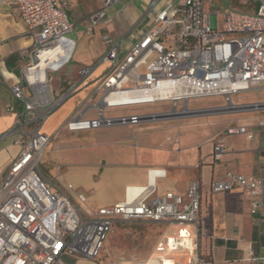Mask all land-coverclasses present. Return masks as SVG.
Listing matches in <instances>:
<instances>
[{
  "label": "built area",
  "instance_id": "built-area-1",
  "mask_svg": "<svg viewBox=\"0 0 264 264\" xmlns=\"http://www.w3.org/2000/svg\"><path fill=\"white\" fill-rule=\"evenodd\" d=\"M102 7L89 16L91 26L109 21V8L120 0H100ZM160 0H152L156 5ZM209 0H166L150 26L130 46L104 34L107 51L99 63L108 68L96 81L101 99L95 118H84L88 108L67 122L70 130L116 124H138L161 117H181L188 113L192 99L223 96L264 86V0L254 11L226 6L211 24L206 9ZM31 29L33 43L22 68V81L9 84L22 100L20 128L30 124L25 136L17 139L21 150L7 169L0 187V264H71V257L96 259L104 248L116 220H150L176 228L192 245L166 256L157 255L134 264H206L199 253L201 183L192 181L185 195L172 191L156 194L154 181L145 186H129L126 198L100 207L93 216H84L66 191L47 178L38 157L49 142L41 126L49 113L66 97L54 99L49 74L68 64L76 47L71 37L74 23L67 0H9ZM212 5V2H211ZM155 57L150 60L152 56ZM98 63V64H99ZM145 66L142 72L140 68ZM92 67L79 70L80 83L88 80ZM170 102L172 109L149 114L108 116L106 108L133 102ZM183 104L182 108H179ZM264 108V101L245 108ZM27 119V120H26ZM227 133H247V126L227 128ZM223 139L214 143L213 156L226 152ZM151 179L164 169H149ZM72 188V184L67 185ZM212 191L234 187L245 190L252 214L264 211V179L228 171L223 179L210 183ZM84 202L86 196L78 195ZM165 236L157 249L162 248ZM253 255V251H249ZM106 264H122L111 260Z\"/></svg>",
  "mask_w": 264,
  "mask_h": 264
},
{
  "label": "crops",
  "instance_id": "crops-1",
  "mask_svg": "<svg viewBox=\"0 0 264 264\" xmlns=\"http://www.w3.org/2000/svg\"><path fill=\"white\" fill-rule=\"evenodd\" d=\"M67 1L68 14L76 27L73 11L80 2ZM165 1L152 5V0H120L109 8V21H104L110 29L108 35L122 41L123 49L130 46L150 26ZM94 27L89 25L87 33L91 34ZM32 32L21 18L18 7L9 0H0V187L7 169L21 150L17 139L24 137V132L31 128L30 124L20 128L25 105L13 95L9 84L22 81L21 71L33 43ZM71 37L76 42L72 61L79 42L77 37ZM104 44L90 58H86L81 47L79 56L83 63L78 66L74 80L61 81L56 91L49 74L53 98L68 95L41 126V131L49 136V142L38 157L42 173L62 187L78 207L86 208L82 211L79 207L84 216H93L100 207L124 200L129 186H145L152 180L156 194L172 191L185 195L189 184L197 180L201 183L199 217L204 221V230L199 234V253L206 264H264V211L250 212L248 196L241 187L216 192L210 187L212 181L223 179L228 171L264 179V108L242 110L246 105L264 101V98L245 96L264 86L224 98V103L213 105L218 112L208 117H167L163 121L120 124L126 125L122 127L70 130L68 120L84 109L88 108L84 118L97 116L101 96L96 92V79L105 73L108 64L95 63L107 51L108 44L105 41ZM82 67L94 69L88 80L71 92L80 83ZM188 106L193 105L189 102ZM235 107L240 109L227 110ZM105 114L112 116L106 111ZM242 125L247 126L252 138L247 133H227V128ZM67 134L73 136L75 143L67 147L70 157L64 162L63 153L59 152L60 143L50 142L53 138L64 139ZM217 139H223L227 145L220 159L213 156ZM46 153L47 167L45 164L42 170L40 164ZM151 168L164 169L165 174L151 179ZM68 184H72V188H68ZM79 194L86 196L84 202L80 201ZM167 230L161 234L150 255L156 251ZM250 250L253 255H249Z\"/></svg>",
  "mask_w": 264,
  "mask_h": 264
},
{
  "label": "rangeland",
  "instance_id": "rangeland-1",
  "mask_svg": "<svg viewBox=\"0 0 264 264\" xmlns=\"http://www.w3.org/2000/svg\"><path fill=\"white\" fill-rule=\"evenodd\" d=\"M80 2L73 11V20L76 24L75 29L71 32V36L78 38V50L73 58V60L66 66H64L59 72H51L50 79L52 81L53 90H58L61 85V81H73L74 76L77 73V68L79 65H82L79 52L82 50L85 52L86 58H90L96 51L104 47V34H109L110 29L105 24L104 20L100 21L92 30L91 34L87 33V28L91 25V22L88 18L89 15L97 11L102 7V2L100 0H77ZM212 2V5H211ZM117 5V3H116ZM226 6L236 7L242 10L253 11L258 6L257 0H209L206 4V9L211 13V24L213 27L217 25V20L219 13ZM108 15V13H107ZM108 17V16H107ZM155 57L152 56L150 60ZM99 62L97 59L96 63ZM145 66L140 68V71H144ZM246 97L254 98H264V89L250 91L245 94ZM100 98V97H99ZM223 96H213L200 99L190 100L191 108L187 105V109L190 111L184 116H204L208 117L215 112H218L213 105L224 103ZM230 105V102H229ZM232 106V105H230ZM183 104L179 108H182ZM172 109L170 102H133L120 104L113 107L106 108V113L111 114L112 116L122 115V114H149L157 112H166ZM239 107L230 108L227 110L235 111L239 110ZM245 107L242 108V110ZM171 117V116H170ZM167 117L157 118L155 120H150L152 122L163 121ZM146 123H143V126H146ZM126 125H114L112 127H122ZM64 133H67L66 131ZM83 134V133H82ZM81 134V135H82ZM73 136H77V133H72ZM67 134L64 139H51V144L55 141H58L60 149L59 152L63 153V161L68 162L70 157L69 150L67 147H70L74 144L75 139L71 138L73 136ZM84 141V139H82ZM43 158L42 163L40 164L42 170L44 169L45 163ZM80 209L86 210L83 205H79ZM167 228L166 225L153 222L150 220H116L111 228V231L108 235L104 248L101 250L99 257L96 259L85 260L80 257H71V264H106L110 260H119L122 264H134L138 261L146 260L152 250L155 247V244L164 230ZM185 230L181 231L179 234L176 228H169L166 232V237L162 248L156 250V253L153 254L150 258V262L156 261L157 255L166 256L170 253L179 252V249L188 247L192 245V240L184 237Z\"/></svg>",
  "mask_w": 264,
  "mask_h": 264
},
{
  "label": "bare ground",
  "instance_id": "bare-ground-1",
  "mask_svg": "<svg viewBox=\"0 0 264 264\" xmlns=\"http://www.w3.org/2000/svg\"><path fill=\"white\" fill-rule=\"evenodd\" d=\"M230 105H232V103H230Z\"/></svg>",
  "mask_w": 264,
  "mask_h": 264
},
{
  "label": "trees",
  "instance_id": "trees-1",
  "mask_svg": "<svg viewBox=\"0 0 264 264\" xmlns=\"http://www.w3.org/2000/svg\"><path fill=\"white\" fill-rule=\"evenodd\" d=\"M205 262H207V261L205 260Z\"/></svg>",
  "mask_w": 264,
  "mask_h": 264
}]
</instances>
